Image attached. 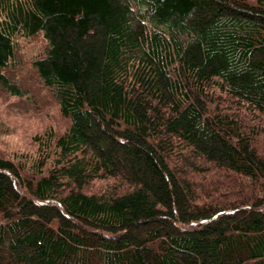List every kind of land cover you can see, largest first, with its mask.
<instances>
[{
	"label": "trees",
	"instance_id": "1",
	"mask_svg": "<svg viewBox=\"0 0 264 264\" xmlns=\"http://www.w3.org/2000/svg\"><path fill=\"white\" fill-rule=\"evenodd\" d=\"M28 89L64 127L0 153V264H264V0H0Z\"/></svg>",
	"mask_w": 264,
	"mask_h": 264
},
{
	"label": "rangeland",
	"instance_id": "2",
	"mask_svg": "<svg viewBox=\"0 0 264 264\" xmlns=\"http://www.w3.org/2000/svg\"><path fill=\"white\" fill-rule=\"evenodd\" d=\"M41 43L38 40H23L19 55L24 65V76L31 74L30 61L41 51ZM28 90L29 93L21 98L0 90V153L16 161L33 157L37 147L36 137L49 127L60 130L64 127L56 105L46 96H41L40 102H34L39 95L29 97L32 90ZM101 183L96 181L92 188L100 187Z\"/></svg>",
	"mask_w": 264,
	"mask_h": 264
}]
</instances>
